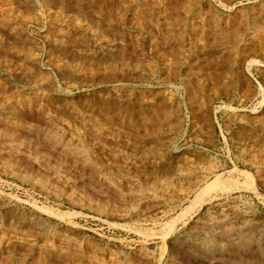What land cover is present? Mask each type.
Listing matches in <instances>:
<instances>
[{
  "label": "rangeland",
  "instance_id": "374dc122",
  "mask_svg": "<svg viewBox=\"0 0 264 264\" xmlns=\"http://www.w3.org/2000/svg\"><path fill=\"white\" fill-rule=\"evenodd\" d=\"M0 264H264V0H0Z\"/></svg>",
  "mask_w": 264,
  "mask_h": 264
},
{
  "label": "bare ground",
  "instance_id": "6f19581e",
  "mask_svg": "<svg viewBox=\"0 0 264 264\" xmlns=\"http://www.w3.org/2000/svg\"><path fill=\"white\" fill-rule=\"evenodd\" d=\"M213 184H214V183H213ZM235 186H236V185H235ZM225 187H226V186L223 187L224 190H225ZM229 187H230V186H229ZM213 188H216V185H213ZM221 188H222V187H221ZM221 188H220V189H221ZM232 188H233V187H232ZM235 188H236V187H235ZM228 189L230 190L231 188H228ZM239 189H240V188H239ZM224 190H223V191H224ZM226 191H227V190H226ZM176 220H177V219H176ZM176 222H177V221H176ZM244 233H245V232H244ZM10 234H11V233H10ZM257 234H258V233H257ZM227 237H229V235H228ZM214 243H215V242H214ZM234 247H235V246H234ZM256 247H257V246H256ZM258 247H261V245H259ZM232 249H233V248H232ZM259 250H260V248H259ZM231 255H234V253H230V254H227V255L225 254L226 258H228V259L230 258ZM220 256H221V255H220ZM235 256H236V254H235ZM216 257H217V256H216ZM223 258H224V257H223ZM259 258H260V257H259ZM260 263H261V262H260Z\"/></svg>",
  "mask_w": 264,
  "mask_h": 264
}]
</instances>
